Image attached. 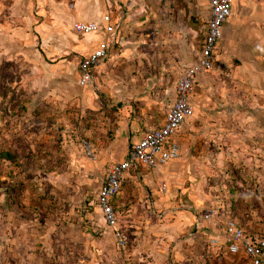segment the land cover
<instances>
[{
    "label": "rangeland",
    "instance_id": "1",
    "mask_svg": "<svg viewBox=\"0 0 264 264\" xmlns=\"http://www.w3.org/2000/svg\"><path fill=\"white\" fill-rule=\"evenodd\" d=\"M254 10H264V0H233L212 69L193 85L195 112L175 136L177 158L142 170V181L121 184L113 198L127 241L119 250L96 205L97 189L130 142L160 123L176 77L199 50L204 0H3L0 151L11 158L0 159L7 202L0 219L8 247L23 251L26 264H139L135 255L152 264H248L223 245L218 256L210 249L201 259L171 254L176 244L189 255L203 250L198 234L190 238L188 191L206 188L211 203L233 192V139L245 131L233 122L264 124V44L246 40L253 31L264 34V24L253 30L242 23L233 32V16ZM104 12L116 30L91 82L80 86L78 62L104 34H75L71 24ZM253 140L264 153V142Z\"/></svg>",
    "mask_w": 264,
    "mask_h": 264
},
{
    "label": "built area",
    "instance_id": "2",
    "mask_svg": "<svg viewBox=\"0 0 264 264\" xmlns=\"http://www.w3.org/2000/svg\"><path fill=\"white\" fill-rule=\"evenodd\" d=\"M206 17L204 18L203 34L194 61L184 67L173 85V99L166 107L163 121L158 127L146 129L127 149L124 157L109 165L95 196L96 205L106 227L118 249L126 246V236L116 227V215L112 200L118 193L128 172L139 169H153L161 167L178 156V145L174 137L184 121L192 116L193 107L190 102L195 77L208 72L215 62L218 43L222 36V25L230 16L233 0H205ZM71 29L75 34L87 35L102 30L110 35L114 27L107 14H103L95 21H74ZM108 42L105 39L97 41L88 54L78 62V84L85 86L91 82L95 67L107 57ZM86 147L91 154L88 144ZM165 185L160 184V191ZM195 226L205 223L213 225L221 233V244L228 253H241L248 264H264V236L251 235L245 232L232 219L216 221L209 210L194 214ZM210 245L218 243L216 238H209Z\"/></svg>",
    "mask_w": 264,
    "mask_h": 264
},
{
    "label": "crops",
    "instance_id": "3",
    "mask_svg": "<svg viewBox=\"0 0 264 264\" xmlns=\"http://www.w3.org/2000/svg\"><path fill=\"white\" fill-rule=\"evenodd\" d=\"M1 3H3V0H0V6H1ZM204 10H205V15H204V18H205L206 17V1L205 0H204ZM103 14L108 15V17H109V19H110V21L114 27V32H115V30H116L115 22L116 21L113 20L112 16L109 13L104 12ZM99 18L100 17H98V19ZM81 19H85V17L84 18L81 17ZM227 19L222 25V33H223V27H224L225 23L227 22ZM243 19H245V20H243ZM9 21L11 22V18ZM242 23L251 24L250 25L251 29L254 30L255 27H252V26L258 25L261 23L264 24V10L247 11L245 15L243 13H236V15L233 16V32L238 30ZM5 24H7V21H5ZM0 27H1V25H0ZM2 28L5 31L6 30L11 31V28H9V29H7L6 27L5 28L2 27ZM98 33L104 34V38L100 37L101 40L102 39H108L109 37L114 35V33L108 35V34L104 33L102 30H100ZM98 33H91V34L95 35ZM93 35H92V38H93V41L95 42V40H97L96 39L97 36H93ZM254 36H256V37H254ZM10 38H12V35H10ZM221 40H222V36H221ZM221 40L219 41V43L221 42ZM246 40H249V42H251V43L254 41H258V42L261 41L262 44H264V34L258 35L256 32L253 31V32L249 33V37H247ZM97 41H100V40H97ZM12 42H13V40L11 41V43ZM96 42L94 44H96ZM1 47H2V49L5 50V52L7 51V48H6L7 45L6 44H5V46H1ZM108 51H109V48H108ZM1 54H3V53H1ZM107 54H108V52H107ZM196 54H197V52H196ZM4 57L5 56H3V58ZM5 58H7V57H5ZM191 63H189V64H191ZM205 73H207V72H205ZM205 73H200L195 77L194 86L199 81V78L201 77V75H203ZM190 102H191V105L193 107L194 101H193L192 94L190 96ZM193 109H194V111L192 112V116L195 112V106ZM198 109H200V108H198ZM196 111H198V110H196ZM198 113H199V111H198ZM163 115H164V113H163ZM192 116L185 120L187 122V125H191L192 120H190V119L192 118ZM162 121H163V116H162V119L158 125L151 126L149 128L158 127L162 123ZM149 128H147V129H149ZM233 129L245 130L244 133L239 132V134L234 137L236 139H233V153H232V155H233V192L230 193V198H228L227 202L222 203L219 200H214L211 203V202H209V199L207 198V193L205 190L206 188H199L200 192L198 194H195V193L192 194L191 192L188 191L187 196L189 198L188 202L190 203V205L185 203V205L183 207L187 210L186 212L191 213L189 215H191L192 219H190V218L189 219H190V221L193 220L191 222V224H193V226H194L193 228L196 231V232L194 231L192 233V235L190 234V238L194 237V235L196 237V234H198L199 235L198 240H199L200 244H196V245H199L201 249L203 248V250L199 251L200 250L199 249L197 252H194L191 255H189V253L187 254V253L183 252L182 248H181V250H179L178 249L179 244H176L174 247V250H176V252L172 253L171 256H175V257L181 256L182 259L192 256V259H193V257L194 258L198 257L199 259H201L200 252H202V254L206 255V252H208L211 249V250H213L214 254L217 256H218V253H220L219 251H220V248L222 247V244H221L222 236H221V233L218 231V229H216L213 225H207L204 223L201 225L195 226L193 216L196 213V211H198L197 207L200 208L199 211L209 210L211 212L212 218L216 221L230 218L234 222H236L245 232H247L251 235H262V236H264V196H263L264 195V166L259 165V167H254V164H253V162H260V163L264 162V153H256L255 151H260V149L258 147H254L252 145V142H251L253 139H254L253 141H257L256 143L262 144V142H264V124L256 125L253 122H233ZM254 130H257L256 131V137H250L249 134L253 133ZM236 133H238V132H236ZM174 140L177 143L175 137H174ZM241 141H243V142L246 141V142L243 143ZM132 144H133V142H130L129 147L125 148L123 156L125 155L127 149H129ZM177 145H178V143H177ZM178 149H179V147H178ZM10 154L11 153L8 151H0L1 161H5V162L9 161V159L11 158ZM123 156H122V158H123ZM203 160H206V158H203ZM172 161H174V160H172ZM172 161L167 162L165 165H167L168 163H170ZM165 165H163L159 168H162ZM142 170L147 171V169H139L138 171H135V172H128L125 175V179L122 183V184H125L124 187L126 186L127 182L135 184L136 182L139 183V180L142 181L144 176H145L143 172L141 173ZM1 177H3L5 180H7V177L5 176V174L1 175ZM254 180L256 182H254ZM161 183H163L165 185V183L163 181H160L159 185ZM0 188H2V186H0ZM124 190H122V192ZM165 191H166V186H165V190L160 191V192H165ZM2 192H3V190H2ZM119 193H121L120 190L118 191V193L115 196L119 195ZM124 193H126V192L124 191ZM201 202H203V203H201ZM194 206H196V207L194 208ZM6 208H7V202L5 201L4 197L2 198L0 195V211H1V213H4V211H6ZM0 218H2V217L0 216ZM0 226H1L0 227V264H26V262L24 260V255H23L25 253H23V251H13V250H11V247H8V242H10L12 240L8 239V237L4 233L1 232L2 227L4 226V225H2L1 219H0ZM202 227L206 228L209 231L208 236H205V234L203 235V233L201 232ZM211 237L212 238L214 237L217 239L218 243L216 245H210L208 243V239ZM157 241H158V239H157ZM158 242L162 243V244L166 243V239L165 240L160 239ZM222 248H224V247H222ZM119 250H123V249H119ZM134 258H137L139 260V264H152V260L147 259V257L145 258L142 255H135ZM11 259H12V261H11Z\"/></svg>",
    "mask_w": 264,
    "mask_h": 264
},
{
    "label": "bare ground",
    "instance_id": "4",
    "mask_svg": "<svg viewBox=\"0 0 264 264\" xmlns=\"http://www.w3.org/2000/svg\"><path fill=\"white\" fill-rule=\"evenodd\" d=\"M120 190V189H119Z\"/></svg>",
    "mask_w": 264,
    "mask_h": 264
}]
</instances>
